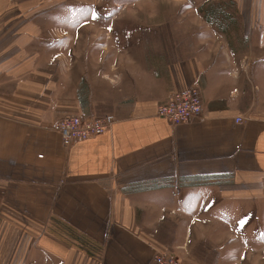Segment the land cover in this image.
<instances>
[{
	"label": "crops",
	"instance_id": "obj_1",
	"mask_svg": "<svg viewBox=\"0 0 264 264\" xmlns=\"http://www.w3.org/2000/svg\"><path fill=\"white\" fill-rule=\"evenodd\" d=\"M42 6L0 0V264H155L156 251L264 264V7L217 2L191 25L149 26L166 51L117 55L124 91L92 81L103 59L81 35L48 36ZM194 85L201 118L156 116ZM73 115L115 122L65 148L50 127Z\"/></svg>",
	"mask_w": 264,
	"mask_h": 264
},
{
	"label": "rangeland",
	"instance_id": "obj_2",
	"mask_svg": "<svg viewBox=\"0 0 264 264\" xmlns=\"http://www.w3.org/2000/svg\"><path fill=\"white\" fill-rule=\"evenodd\" d=\"M43 11L39 21L40 25L47 26L48 36L62 38H78L79 35L86 40L87 55L89 57H102L103 70L100 79L92 81L104 84L102 86H116L119 90L128 89V81L133 79L128 75L118 77L117 62L124 57L117 55L136 54L163 58L157 53L166 51L167 42L156 27L148 30L151 25L182 23L184 26L195 22V15L199 6L228 2L230 0H41ZM251 6L264 7V0H249ZM233 5L235 3L233 2ZM93 15L96 16L93 19ZM264 18V17H263ZM45 32V33H46ZM184 44H190L185 33ZM243 44L234 41L233 56H239L243 51ZM132 49V50H130ZM190 51V46H185L180 53ZM133 54V53H132ZM131 55V54H130ZM143 61V57H137ZM113 63V67L112 66ZM143 65V64H141ZM140 65V66H141ZM115 67V68H114ZM143 67V66H141ZM95 75H100L99 69ZM120 74V73H119ZM101 76V75H100ZM149 78L142 77L137 83H142ZM123 84V85H122ZM122 85V86H121ZM120 86V87H117ZM106 96V94H103ZM102 93L99 96L103 97Z\"/></svg>",
	"mask_w": 264,
	"mask_h": 264
},
{
	"label": "built area",
	"instance_id": "obj_3",
	"mask_svg": "<svg viewBox=\"0 0 264 264\" xmlns=\"http://www.w3.org/2000/svg\"><path fill=\"white\" fill-rule=\"evenodd\" d=\"M203 105L197 86H190L172 94L169 100L158 106L156 116L171 125H179L202 116ZM243 119L238 117L236 123ZM115 119L112 115L103 117L82 115L67 116L54 123L50 129L60 136L63 147L68 148L76 143L101 136L111 130ZM155 264H185L165 252L156 251L153 257Z\"/></svg>",
	"mask_w": 264,
	"mask_h": 264
},
{
	"label": "snow or ice",
	"instance_id": "obj_4",
	"mask_svg": "<svg viewBox=\"0 0 264 264\" xmlns=\"http://www.w3.org/2000/svg\"><path fill=\"white\" fill-rule=\"evenodd\" d=\"M96 18V16L95 15H93V19H95ZM243 223V222H242Z\"/></svg>",
	"mask_w": 264,
	"mask_h": 264
}]
</instances>
